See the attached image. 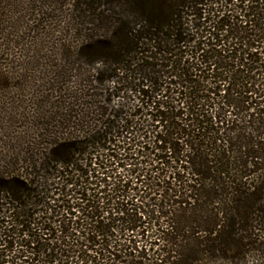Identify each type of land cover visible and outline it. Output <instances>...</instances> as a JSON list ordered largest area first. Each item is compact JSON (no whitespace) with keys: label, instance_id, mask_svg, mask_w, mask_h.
I'll use <instances>...</instances> for the list:
<instances>
[{"label":"trees","instance_id":"trees-1","mask_svg":"<svg viewBox=\"0 0 264 264\" xmlns=\"http://www.w3.org/2000/svg\"><path fill=\"white\" fill-rule=\"evenodd\" d=\"M72 2L0 126V264H264V0Z\"/></svg>","mask_w":264,"mask_h":264},{"label":"rangeland","instance_id":"rangeland-1","mask_svg":"<svg viewBox=\"0 0 264 264\" xmlns=\"http://www.w3.org/2000/svg\"><path fill=\"white\" fill-rule=\"evenodd\" d=\"M72 5V0H58L56 4L52 0L8 1V39L16 44L10 46V56L2 62L4 75L9 80L6 84L8 90L4 95H0V126L7 124L13 115L15 121L22 122L21 112L35 109L40 96L38 86L46 75L50 78V66L47 64L50 60H55L60 53V40L64 39V34H59V31L66 29L73 10ZM13 33L17 35V39L11 37ZM44 70L47 71L45 75ZM252 257L254 255H246L239 260H242L241 264H252ZM215 264L231 263L219 258Z\"/></svg>","mask_w":264,"mask_h":264}]
</instances>
